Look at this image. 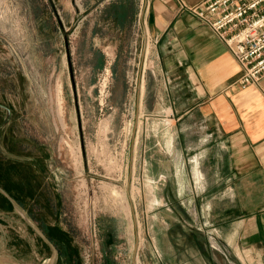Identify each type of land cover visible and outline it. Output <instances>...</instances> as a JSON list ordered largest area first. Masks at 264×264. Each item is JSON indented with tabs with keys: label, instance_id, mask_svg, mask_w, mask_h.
<instances>
[{
	"label": "rangeland",
	"instance_id": "rangeland-1",
	"mask_svg": "<svg viewBox=\"0 0 264 264\" xmlns=\"http://www.w3.org/2000/svg\"><path fill=\"white\" fill-rule=\"evenodd\" d=\"M141 1L131 27L116 29L104 0H0V258L7 264L199 258L194 237L191 244L171 230L174 246L164 231L184 217L194 223V197L153 182L157 168L147 165L161 158L152 114L162 91ZM208 257L223 260L211 248Z\"/></svg>",
	"mask_w": 264,
	"mask_h": 264
},
{
	"label": "crops",
	"instance_id": "crops-1",
	"mask_svg": "<svg viewBox=\"0 0 264 264\" xmlns=\"http://www.w3.org/2000/svg\"><path fill=\"white\" fill-rule=\"evenodd\" d=\"M104 1L111 25L131 27L138 0ZM144 1L151 72L162 91L152 114L161 158L147 165L157 168L153 182L194 197V223L184 217L179 226L203 240L195 246L199 258L191 252L194 259L179 264H219L208 257L210 248L221 264H264V75L238 87L241 68L210 27L177 0Z\"/></svg>",
	"mask_w": 264,
	"mask_h": 264
},
{
	"label": "built area",
	"instance_id": "built-area-1",
	"mask_svg": "<svg viewBox=\"0 0 264 264\" xmlns=\"http://www.w3.org/2000/svg\"><path fill=\"white\" fill-rule=\"evenodd\" d=\"M180 8L210 27L238 62L240 88L257 83L264 75V0H200ZM142 5V3L140 4Z\"/></svg>",
	"mask_w": 264,
	"mask_h": 264
},
{
	"label": "flooded vegetation",
	"instance_id": "flooded-vegetation-1",
	"mask_svg": "<svg viewBox=\"0 0 264 264\" xmlns=\"http://www.w3.org/2000/svg\"><path fill=\"white\" fill-rule=\"evenodd\" d=\"M171 201H172L171 197H168V198L165 199V202L168 203V204L172 203ZM172 226L169 227L170 228L169 231L167 229L166 232L168 231V234H170V236H169L170 237V242H172L174 246H179L180 243H177V241L171 237V234H172L171 230L172 231L173 230L174 231L175 230L176 231H181L182 228H180L179 224H176V223H174ZM187 227L189 228L188 225H187ZM181 234H183V236H185V237L187 236L186 238L184 237V239L182 241H185V242H188V243H191V244H192V238L194 237L193 243H194L195 246H197L198 249L200 248V246L203 243L202 237H200L198 234H195L193 232L190 233L189 231H186V232L181 231Z\"/></svg>",
	"mask_w": 264,
	"mask_h": 264
},
{
	"label": "water",
	"instance_id": "water-1",
	"mask_svg": "<svg viewBox=\"0 0 264 264\" xmlns=\"http://www.w3.org/2000/svg\"><path fill=\"white\" fill-rule=\"evenodd\" d=\"M0 264H7V263L0 258Z\"/></svg>",
	"mask_w": 264,
	"mask_h": 264
},
{
	"label": "bare ground",
	"instance_id": "bare-ground-1",
	"mask_svg": "<svg viewBox=\"0 0 264 264\" xmlns=\"http://www.w3.org/2000/svg\"><path fill=\"white\" fill-rule=\"evenodd\" d=\"M52 260V259H51Z\"/></svg>",
	"mask_w": 264,
	"mask_h": 264
}]
</instances>
